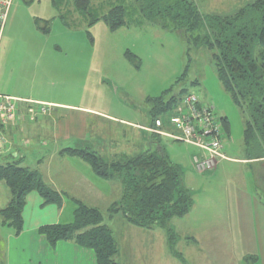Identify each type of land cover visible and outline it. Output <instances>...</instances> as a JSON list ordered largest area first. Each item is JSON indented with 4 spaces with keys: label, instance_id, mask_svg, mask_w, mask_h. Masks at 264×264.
<instances>
[{
    "label": "rangeland",
    "instance_id": "374dc122",
    "mask_svg": "<svg viewBox=\"0 0 264 264\" xmlns=\"http://www.w3.org/2000/svg\"><path fill=\"white\" fill-rule=\"evenodd\" d=\"M94 1L96 3L92 4L93 17H101L111 7L123 5L126 8L124 19H126L127 24L116 29H110L102 19H99L89 25L72 10L63 12V10L54 8L50 0H33L31 2L13 0L9 18L5 22L1 35V48L3 47L5 50L0 53V85L1 81L4 82L5 79L7 82L16 81L26 84L27 90L32 89V91L41 94L49 92V97L54 100L88 105L108 112L115 117L133 120L143 118L144 113L152 106L149 99L161 95L164 90L170 87L169 95L172 94L177 97L187 92H193L201 102H208L214 106V112L221 123L222 118L227 119L230 128V139H228L227 144L231 147L234 156H252L261 151L255 138L247 141L248 144L245 143L246 148L242 150L247 115L233 104L218 81L210 50L205 47L188 49L177 32L164 30L158 23L145 20L138 10L139 2L137 0ZM254 1L196 0V3L204 14L224 16L233 14L241 7ZM59 11L63 12L67 26L58 18L57 12ZM46 26L48 32L45 33L43 31ZM75 39L83 40L82 44L76 43ZM73 40L76 44L72 42ZM126 51L131 52L133 57H127ZM77 52H81L83 55L82 64L78 67L70 62L71 57ZM57 62L61 63L53 64ZM78 64H80L79 60ZM184 70H186L185 77L176 82ZM44 107L42 105L39 108L40 113ZM45 112L48 113L49 109H46ZM172 113V109L159 111L158 117L163 121V128L167 132L176 134L178 131L169 123ZM78 114L81 115L82 113L78 112ZM83 116L85 127L89 131V142L84 141L86 142L84 146H88L89 150L98 151L92 141V137L97 136V131L104 130L108 135V141L121 133L122 129L114 120L108 122L89 114H83ZM72 118L68 117L71 121ZM151 118L152 116H149V119ZM0 134L4 135L3 132ZM5 136H3L4 139H6ZM46 140L52 142L49 138ZM127 140H129L128 135L125 139H116V144L119 145L116 148L119 149L120 146H123L121 142L128 143ZM161 145L169 159L182 168V183L190 190L194 199V205L189 213L170 221L171 226L175 225L173 230L175 238L178 239L177 243L169 244L167 242L161 248L162 242L160 241V233L157 232L158 228L149 230V228L133 226L124 222L121 213L108 212L110 202L117 199L110 189L102 190L103 197H97L96 203L93 193H89L88 196L90 197L84 199L98 206L103 215V223L111 229L114 238L117 240L119 248L117 256L120 259V264L131 263L128 255L134 253L135 249L143 263L146 258H156L157 256L162 258L166 253L169 255L168 260L162 258V260H153L150 263L175 264L177 262L171 253L173 250L188 257L185 261L186 264L196 262V258L193 259L192 256L187 255L196 254V251L201 253L220 251L223 256L230 255L239 258L246 255V259L237 260V262L255 264L251 260V255L248 254L247 246L241 243H221L222 241L219 242V240L212 238L210 241V238H207L203 240L204 243L198 245L199 248H196L192 239L184 236H192L191 232H196V222H201L200 220L210 218V220L226 221L230 213L226 212L224 207L229 200L236 198L233 195L229 196L226 189L231 185L232 187L240 186V180H243L247 186L253 185L257 181L254 179L251 170L256 168L262 174V164H257L252 168H244L240 165L232 166L234 167L233 170L228 169L227 173H219L217 179L208 184L209 181L203 178L205 175L196 178V172L193 170L191 159L193 155L200 154L198 149L184 142L165 138V136L161 139L159 146ZM125 146L128 147V145ZM31 149L49 155V153H45L48 149L43 146L40 147L38 143L33 147L26 148V154L28 153L32 157L31 162L34 164L41 159L37 158L41 153L35 156L31 155L29 152ZM78 149H83V147ZM9 151L8 146H5L3 150L0 148L1 163L8 159L5 155H8ZM98 152L102 153V151ZM33 163L29 166L21 165L33 169ZM85 164L77 162L68 165L74 172L82 174L90 170V167ZM91 175L95 183H101V177L93 173ZM107 184L110 185L109 182ZM106 190L107 193H105ZM259 191L260 194L252 196L254 200L251 199L253 203L256 201L258 205L264 203V195L261 194L264 193V190L259 188ZM8 194V187L1 181L0 205L4 204L3 206H5L4 202ZM213 201H216L215 204L221 207L217 210V217L219 216V218H213L211 213L206 210V205L212 204ZM196 203L198 205L197 211ZM74 204L69 202L62 219L69 215L67 211ZM253 215H256L255 211ZM7 230V227L0 226V261L4 258ZM177 230L180 231L177 233ZM224 230L228 232L229 229L225 227ZM237 231L238 229L236 233ZM226 235L225 237L228 239L229 237ZM252 235L254 236V233ZM254 247H259V245H252V248ZM252 254L260 256L259 251ZM141 260H138V263ZM224 261H226L225 264L234 263V260L227 258L217 262L213 261V263L221 264Z\"/></svg>",
    "mask_w": 264,
    "mask_h": 264
},
{
    "label": "trees",
    "instance_id": "16d2710c",
    "mask_svg": "<svg viewBox=\"0 0 264 264\" xmlns=\"http://www.w3.org/2000/svg\"><path fill=\"white\" fill-rule=\"evenodd\" d=\"M137 1L145 20L177 32L188 49L205 47L210 50L218 81L233 104L247 115L245 143L255 138L260 149H264V0H255L224 16L202 13L196 0ZM51 3L63 12L79 13L89 25L99 19L110 29L127 24L123 5L111 7L101 17H93L94 0H51ZM63 12L59 18L67 24ZM43 32H48L47 26ZM126 56L130 58L133 54L126 51ZM185 75L186 70L176 82ZM170 89L149 99L153 125L159 111L172 109L181 98L169 95ZM221 120L227 130V119ZM61 152L81 159L101 178L120 179L121 197L110 205L108 212H119L127 222L138 227L162 228L169 244H174L175 232L169 223L173 218L186 215L194 199L182 183V168L173 163L162 148H148L136 155H121L112 160L89 149L65 148ZM13 156L12 153L8 156L10 160L0 162V182L5 183L11 194L0 215L3 224L12 227L17 235L22 230V209L29 192L37 191L45 203L59 204L61 197L44 183L36 170L22 166ZM75 205L72 222L43 225L39 233L52 246L63 240L92 249L96 264H116L117 242L111 229L103 223L100 210L80 201H75Z\"/></svg>",
    "mask_w": 264,
    "mask_h": 264
},
{
    "label": "crops",
    "instance_id": "0c3cea01",
    "mask_svg": "<svg viewBox=\"0 0 264 264\" xmlns=\"http://www.w3.org/2000/svg\"><path fill=\"white\" fill-rule=\"evenodd\" d=\"M9 13L7 20L9 18ZM57 13L59 18L61 13L60 11ZM77 14L79 15V13ZM80 18L85 23L87 22L81 16ZM64 25L67 26V24ZM75 41L80 45L82 44L81 42H83V40L81 41L76 39ZM72 42H74V40ZM3 50H5V48H1L0 43V53H3ZM78 60L80 64H78ZM82 60V53L77 52L76 55L71 57L70 62L73 65H77L78 67L82 64ZM60 63L61 62L53 64ZM87 77L88 76L86 75V78ZM0 94L39 103L35 105H30L26 102L20 103L17 110L18 118L1 127L0 132H3V136L6 135V146H8L10 149L8 155L6 154L5 157L8 158L7 160H10L8 156L13 153V157L16 161L29 166L33 162H31L32 157L28 153L26 154V148L28 149L33 147V145L38 143L40 147L43 146L44 148L48 149L45 153H49V155L42 154L41 151L35 152L32 149L29 150L30 154L34 156L38 153H41L37 157L41 158L38 160L39 162L36 164L33 163V170H36L40 174L44 183L53 192L58 193L61 197V202L59 204L45 203L43 197L37 191L34 190L29 192L26 196L25 204L22 209V230L17 235L15 234V231L12 227L3 224L1 220L2 217L0 215V226L8 228L7 234L5 236L4 258H2L0 264H96V257L92 249L81 247L71 241L63 240L56 242L52 246L48 243L45 236L39 233L38 229L43 225L67 224L72 222L73 212L76 208V205L74 204L75 201H80L87 206L98 209V206L95 203L97 202V197H103L102 190L110 189L113 191V196H116L117 199L112 200L110 203H114L121 197L122 184L118 178H101V183H95L91 173L94 175L96 174L91 168H89V172H91L90 174L87 171L82 174L74 172L68 164L77 162L80 164H85V162L77 157L67 156L61 151L65 148L78 149L79 147H83V149H89L88 146H84L86 143L84 141L89 142V131L88 128L85 127V118L83 114H89L108 122L114 120L117 122L116 124L122 129L120 134L110 138L111 140L109 141L107 139L108 135L104 132V130L97 131L98 137H92V141L95 145L94 147H97L98 151H102V153H99L111 160L121 155L133 156L145 151L148 148L160 149L163 147L162 145H159L161 139L164 136H156L152 131H150V128L153 127V120L152 118L149 119V116H152V107L146 113H144L143 118L140 119L133 120L128 118H118L108 112L92 108L88 105H80L78 103L74 104L73 102L70 103L54 100L49 97V92H44L43 94L36 93L32 91V89L27 90L26 84L18 83L16 81L7 82L6 79L4 82L1 81ZM42 105L45 106L44 113H40L39 110ZM30 107H33L36 111L34 113L33 119L30 118ZM46 109H49L48 113L45 112ZM78 112L82 114L80 115ZM68 117H73V120H69ZM229 129L230 128L228 125L227 130H224L222 135V139L224 140L222 152L225 158L218 160L215 168L211 172L206 171L204 173H198L195 171L196 178H200L199 176L205 175L203 176L204 180H208V184H210L213 180L217 179L219 173H227L228 169L233 170L235 165L244 166V168H252L260 163L262 164L263 173L260 174L259 171L254 168L251 171L254 179L257 182H255L253 185L247 186L243 180H240V186L236 185L232 187L231 185L226 189L229 196H236L234 200H229L226 207H224V210L230 213L229 218L226 221H218L215 219L210 220V218L208 220L203 219L204 221L200 220L201 222H196V232H191L192 236L185 235L184 237L191 238L192 242L196 244V248H199L198 245L204 243L203 240L207 238H210V241H212L211 238L213 240H219V242L222 241L221 243H241L242 245L247 246L248 254H250L252 257V262L255 264H259V262L260 264H264V203L258 205L256 201L253 203L251 200H254L252 196H258L260 194V191L258 192L259 188L260 190H264V149L262 148L259 154L252 156H234L231 147H229L227 144L228 139H230ZM127 135L129 137V140H127L128 143L121 142L123 146H120L119 149H117L116 146L119 145L116 144V139H125ZM46 138L51 139L52 142H48ZM150 141L155 142L151 143ZM148 142H150V144H148ZM48 144L51 145L49 146ZM125 145H128V147ZM245 146V141H243L241 146L242 150L246 148ZM49 148L51 149L49 150ZM239 152H241V150H239ZM2 156L4 157V155ZM0 162H2L1 159ZM193 170L195 169L193 168ZM107 182H109L110 185H108ZM107 190L105 193H107ZM89 193H93L95 203H92L89 200V202L84 200L90 197L88 196ZM261 194L264 195V193ZM10 196L11 194L9 192L8 197L4 202L5 206L8 204L7 202H9ZM69 202L74 205L69 207L70 209L67 211L69 215L62 219L65 208L68 206ZM215 202L216 201H213L212 204L206 205V210L211 213L213 218H219V216L217 217V210L221 207L217 206ZM3 205L4 204L0 205V210L5 207ZM197 206L198 205L196 203V211ZM254 211L256 213L255 216L253 215ZM123 220L125 223H129L125 218ZM129 224L133 225L131 223ZM174 226V224L172 226L170 225L172 229ZM225 227L229 229L227 230L228 232H225ZM155 228L158 227H153L149 230ZM201 229H203V231H201ZM237 229L238 231L236 233ZM178 231L180 230H177V233ZM157 232H159L161 236L160 241L162 244L160 247L162 248L163 245L168 242V238L164 229L158 228ZM253 233L254 236L252 235ZM225 234H227L226 236L229 237L228 239H226ZM151 240H153V238H151ZM177 241L178 239L176 237L175 242L177 243ZM252 245H259V247L252 248ZM256 251H259V257L258 255L255 256L252 254ZM118 253H116L114 257L116 264H120V259H118L119 257L117 256ZM171 253L173 254L175 262H177L175 264H186L185 261L188 259L186 255L180 254L173 250ZM187 255L192 256L193 259L196 258V262L193 261L191 264H214L213 261L217 262L218 260H223V258L234 260L233 264H240L237 262V260L243 261L246 259V255L241 256L240 258L230 255L223 256L220 251H210L209 253H201L196 251V254ZM128 256V259L131 261L129 264H152L150 262H153V260H162V258L168 260L169 255L164 253V257L162 258L160 256H157L156 258L149 257L144 260V263L141 260L142 258H140L137 254L136 249L134 250V253H131ZM138 260H141V262L138 263ZM225 263L226 261L221 264Z\"/></svg>",
    "mask_w": 264,
    "mask_h": 264
},
{
    "label": "built area",
    "instance_id": "2783aa9c",
    "mask_svg": "<svg viewBox=\"0 0 264 264\" xmlns=\"http://www.w3.org/2000/svg\"><path fill=\"white\" fill-rule=\"evenodd\" d=\"M12 2L13 0H0V39ZM21 102L39 104L0 94V128L18 118V104ZM44 110L42 108V113ZM29 111L30 118L33 119L36 111L33 107H30ZM172 111L169 123L178 133L167 132L159 117L155 119L150 131L196 147L201 154L192 156V165L198 173L215 168L217 161L225 156L222 152L224 127L214 112V106L208 102H201L195 93L187 92L181 96ZM5 146L6 139L0 134V148L3 150Z\"/></svg>",
    "mask_w": 264,
    "mask_h": 264
}]
</instances>
